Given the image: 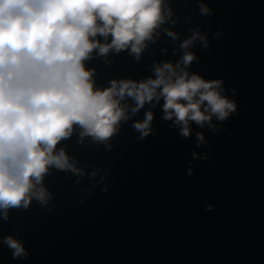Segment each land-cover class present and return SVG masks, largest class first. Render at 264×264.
I'll use <instances>...</instances> for the list:
<instances>
[{"label": "water", "instance_id": "obj_1", "mask_svg": "<svg viewBox=\"0 0 264 264\" xmlns=\"http://www.w3.org/2000/svg\"><path fill=\"white\" fill-rule=\"evenodd\" d=\"M167 3L173 15L139 60L129 49L93 50L84 65L95 70L94 87L154 78L156 65L180 61L181 43L199 31L207 45L197 39L188 49L197 57L188 71L222 79L236 110L213 118V127L192 122L190 137L163 119V99L122 121L107 141L81 140L74 125L56 150L63 147L84 175L50 167L46 204L34 198L27 208H9L7 219L0 209V264H264V0ZM201 4L210 13L201 14ZM148 110L152 131L142 136L133 125ZM196 132L206 141L199 147ZM193 152L207 158L194 160ZM8 235L26 257H13Z\"/></svg>", "mask_w": 264, "mask_h": 264}, {"label": "clouds", "instance_id": "obj_2", "mask_svg": "<svg viewBox=\"0 0 264 264\" xmlns=\"http://www.w3.org/2000/svg\"><path fill=\"white\" fill-rule=\"evenodd\" d=\"M200 10L205 15L211 11L206 4ZM172 15L167 0H0V209L5 219L9 208H27L34 198L47 203L50 193L43 179L50 167L84 175L63 147L56 150L74 125L81 128V140L107 141L122 121L146 103L163 99V119L190 137L192 122L213 127V118L224 121L236 110L235 101L224 95L222 79L206 80L188 71L197 58L188 49L197 39L207 45L199 31L181 43L180 61L156 65L154 78L114 79L110 87H94L95 70L84 65L93 50L106 55L129 49L139 60L147 41ZM126 97L134 106L122 103ZM153 119L148 110L133 126L147 136ZM196 139L197 147L206 143L202 132H196ZM192 156L207 158L197 152ZM188 174H193L191 167ZM3 242L14 258L28 255L12 235Z\"/></svg>", "mask_w": 264, "mask_h": 264}]
</instances>
